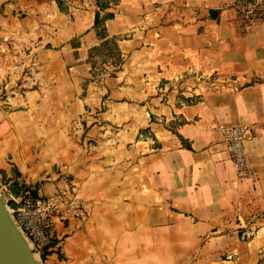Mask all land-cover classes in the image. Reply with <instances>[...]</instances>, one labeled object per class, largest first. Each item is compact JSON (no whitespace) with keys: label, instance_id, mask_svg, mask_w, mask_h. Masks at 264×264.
Instances as JSON below:
<instances>
[{"label":"crops","instance_id":"obj_1","mask_svg":"<svg viewBox=\"0 0 264 264\" xmlns=\"http://www.w3.org/2000/svg\"><path fill=\"white\" fill-rule=\"evenodd\" d=\"M230 2L0 0L16 92L0 100V183L14 200L22 183L76 184L91 203L82 227L55 222L44 264H262L264 20L245 32ZM107 39L121 61L100 73ZM234 124L249 126L243 179L221 131Z\"/></svg>","mask_w":264,"mask_h":264},{"label":"built area","instance_id":"obj_2","mask_svg":"<svg viewBox=\"0 0 264 264\" xmlns=\"http://www.w3.org/2000/svg\"><path fill=\"white\" fill-rule=\"evenodd\" d=\"M229 5L235 10L245 32L252 31L260 20H264V0H231ZM12 54L14 52L11 50L10 40L3 37L0 41V100L4 95L7 103H11L12 95L16 92L9 86V82L2 78V63L4 58ZM33 66L25 64L23 74L26 80L32 81V85L36 83L34 73L37 69ZM195 76L198 82L215 83L210 76L197 73ZM32 85L21 83L19 85L21 88L17 92L26 94L27 88ZM221 131L227 151L235 164L237 177L243 179L252 175L246 148L249 126L247 124L222 126ZM18 197L16 222L41 256L53 243L56 235L55 222L74 219L79 227H82L90 216V200L79 195L76 184L59 189L52 195L42 194L35 187L24 186V191ZM257 231L256 226H245L241 231V237L244 240H251ZM233 256L234 254H228L227 258L231 259Z\"/></svg>","mask_w":264,"mask_h":264},{"label":"water","instance_id":"obj_3","mask_svg":"<svg viewBox=\"0 0 264 264\" xmlns=\"http://www.w3.org/2000/svg\"><path fill=\"white\" fill-rule=\"evenodd\" d=\"M0 194V264H44Z\"/></svg>","mask_w":264,"mask_h":264},{"label":"rangeland","instance_id":"obj_4","mask_svg":"<svg viewBox=\"0 0 264 264\" xmlns=\"http://www.w3.org/2000/svg\"><path fill=\"white\" fill-rule=\"evenodd\" d=\"M110 56H111L110 51L107 49V47H104L97 54L98 66H97V68L95 70L100 72V73L105 72L107 70H110V67L112 68V64H111L112 58ZM35 86L36 85H34L33 87H35ZM229 86H232V85L229 84ZM7 185L8 184H6V181H3V182L1 181V183H0V194L6 200L11 212L13 213L14 217L16 218L17 217V208H18V205H19L18 204V200H14V198H12V197L10 198V194L8 192H9V189L11 187H9V185L7 187ZM19 186L22 189V191H19L18 196L24 191V186H28V185L22 183ZM40 259H41L42 262L44 261L42 256H41ZM262 264H264V250L262 252Z\"/></svg>","mask_w":264,"mask_h":264},{"label":"trees","instance_id":"obj_5","mask_svg":"<svg viewBox=\"0 0 264 264\" xmlns=\"http://www.w3.org/2000/svg\"><path fill=\"white\" fill-rule=\"evenodd\" d=\"M95 24L98 27V32L100 33V36H102V34L104 33L105 30V26L102 25V18L100 17V13L99 11H97L96 13V17H95ZM110 40H104L103 42H101V44L99 46L94 47L91 50V54L90 56H92V63H93V68H95L96 66V60L95 57L97 56V54L104 48L107 47V49L110 51L111 53V58H113V61H115L116 63H119L121 61V58L118 55V51L117 48L112 45V43H109ZM118 55V56H117ZM116 59H115V58ZM43 259H44V255H42Z\"/></svg>","mask_w":264,"mask_h":264}]
</instances>
